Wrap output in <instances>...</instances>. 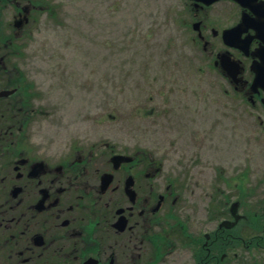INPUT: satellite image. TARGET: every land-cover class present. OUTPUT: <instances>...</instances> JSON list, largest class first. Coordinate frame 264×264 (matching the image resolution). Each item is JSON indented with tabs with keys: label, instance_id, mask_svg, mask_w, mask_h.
I'll return each mask as SVG.
<instances>
[{
	"label": "flooded vegetation",
	"instance_id": "1",
	"mask_svg": "<svg viewBox=\"0 0 264 264\" xmlns=\"http://www.w3.org/2000/svg\"><path fill=\"white\" fill-rule=\"evenodd\" d=\"M169 1L227 101L204 142L191 137V178L143 144L39 135L21 53L51 6L0 0V264H264V177L241 161L264 135V0ZM228 111L240 138L231 170Z\"/></svg>",
	"mask_w": 264,
	"mask_h": 264
},
{
	"label": "rangeland",
	"instance_id": "2",
	"mask_svg": "<svg viewBox=\"0 0 264 264\" xmlns=\"http://www.w3.org/2000/svg\"><path fill=\"white\" fill-rule=\"evenodd\" d=\"M48 2L56 15L37 26L32 44L21 53L24 68L33 74L39 135L82 133L143 144L162 152L191 178V137L198 135L202 144L210 116L227 101L191 47L189 17L176 14L169 0ZM231 118L228 111V121L221 123L228 145L223 158L230 170L241 163L234 154L240 138L236 129L232 132ZM246 131L244 125V152ZM254 151L256 159L243 155L241 161L260 179L264 135ZM235 194L228 189V199Z\"/></svg>",
	"mask_w": 264,
	"mask_h": 264
},
{
	"label": "water",
	"instance_id": "3",
	"mask_svg": "<svg viewBox=\"0 0 264 264\" xmlns=\"http://www.w3.org/2000/svg\"><path fill=\"white\" fill-rule=\"evenodd\" d=\"M235 205H236L235 203H233V204L231 205V207H230V211H231V213L233 214L235 220H237L239 216L235 214V208H236Z\"/></svg>",
	"mask_w": 264,
	"mask_h": 264
},
{
	"label": "trees",
	"instance_id": "4",
	"mask_svg": "<svg viewBox=\"0 0 264 264\" xmlns=\"http://www.w3.org/2000/svg\"><path fill=\"white\" fill-rule=\"evenodd\" d=\"M51 15L52 16H55L56 15V12L53 9L51 10Z\"/></svg>",
	"mask_w": 264,
	"mask_h": 264
}]
</instances>
